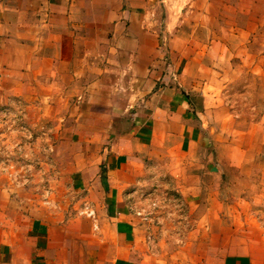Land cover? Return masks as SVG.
Listing matches in <instances>:
<instances>
[{
  "label": "rangeland",
  "instance_id": "374dc122",
  "mask_svg": "<svg viewBox=\"0 0 264 264\" xmlns=\"http://www.w3.org/2000/svg\"><path fill=\"white\" fill-rule=\"evenodd\" d=\"M150 7L144 16L154 13V20L145 24L156 30L158 63L140 53L134 71L141 80L156 71L154 88L130 84L122 69L100 79L92 67L90 84L79 67L55 77L31 53L14 66L0 52V220L72 203L69 178L78 167L93 171L116 135L105 129H119L159 87L169 99L173 89L187 99L192 123L156 129L154 154L134 172L130 199L161 252L178 256L182 239L198 237L200 245H188L189 264H211L195 256L217 247L219 264H232L264 223V0H158Z\"/></svg>",
  "mask_w": 264,
  "mask_h": 264
},
{
  "label": "crops",
  "instance_id": "0c3cea01",
  "mask_svg": "<svg viewBox=\"0 0 264 264\" xmlns=\"http://www.w3.org/2000/svg\"><path fill=\"white\" fill-rule=\"evenodd\" d=\"M157 2L0 0L3 63L25 65L31 53L55 77L58 69L67 70V76L79 67L87 70L84 83L90 84L92 67L100 79L111 77L108 70L122 69V78L130 84H151L154 88L161 80L156 71H149V80H141L134 70L139 68L140 53H151V66L158 63L154 48L157 33L151 30L153 25L145 24V20H154V13L144 16V11L150 6L147 11H152ZM166 26L169 33V21ZM146 37L153 40L149 48L142 44ZM91 54L98 55L94 61ZM159 88L156 96L138 103L139 109L127 121L119 120V129H105V133L116 135L93 171L90 166L78 167L69 178V193L76 198L72 203L40 208L27 215L19 212L18 219L4 216L0 220V264H189L188 254L192 261L194 254L187 252L188 245H200L201 238L182 239L185 247L178 256L170 257L161 252L156 236L149 232L152 226L146 225L130 199L132 183L138 180L134 172H141L144 158L154 154L156 129L170 133L179 127L183 131L192 123L187 99L177 97L173 89L169 99L164 88ZM139 95H133L132 100H140ZM255 229L259 237L248 238L239 254L231 258L232 264H264V223ZM203 258L219 264V248L208 249L202 258L195 256L197 261Z\"/></svg>",
  "mask_w": 264,
  "mask_h": 264
}]
</instances>
